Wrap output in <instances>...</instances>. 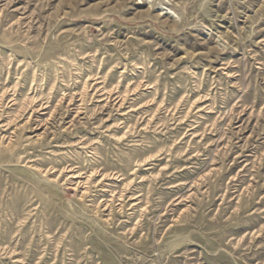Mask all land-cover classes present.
Returning a JSON list of instances; mask_svg holds the SVG:
<instances>
[{
  "label": "rangeland",
  "instance_id": "1",
  "mask_svg": "<svg viewBox=\"0 0 264 264\" xmlns=\"http://www.w3.org/2000/svg\"><path fill=\"white\" fill-rule=\"evenodd\" d=\"M0 264H264V0H0Z\"/></svg>",
  "mask_w": 264,
  "mask_h": 264
}]
</instances>
